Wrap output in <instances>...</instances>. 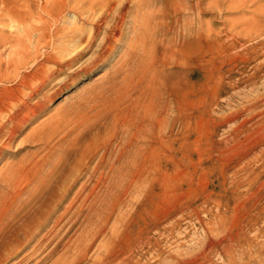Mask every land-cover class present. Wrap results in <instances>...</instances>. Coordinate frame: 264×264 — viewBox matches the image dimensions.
Returning <instances> with one entry per match:
<instances>
[{"label": "rangeland", "instance_id": "rangeland-1", "mask_svg": "<svg viewBox=\"0 0 264 264\" xmlns=\"http://www.w3.org/2000/svg\"><path fill=\"white\" fill-rule=\"evenodd\" d=\"M173 1L169 0L168 3V0H158L154 11L152 10L153 15L151 14L149 19L150 25L153 24L152 28L163 26L162 31L157 33V40L166 38L161 35L164 30H167L169 34V36L166 35L167 39H174L180 31H183L184 24L195 32L198 28V18L201 20L203 31L200 40L195 38V33L189 40H180L179 47L182 49L185 64L179 65V68L170 66L166 70L167 74L171 75L166 85L172 96L180 98L182 91L186 92L188 125L185 142L184 144L176 143L169 149L159 145L138 143V192L140 193L138 196L134 194L128 198L132 201L138 198V214L135 219L138 222L139 238L137 243L123 237L124 254L122 253L121 257L125 258L127 264H264V0H202L200 14L195 5L198 0H180L178 2L183 1L181 4L185 5V9L182 8L181 20L179 19L178 24L175 21L176 16L173 19L170 14L172 12L168 14ZM145 12L143 14H146ZM160 19L162 22L159 23ZM159 49H162L161 45L157 47L159 55L156 54L160 59L163 49L161 51ZM120 52L114 53L112 61L107 65L100 67L101 63L98 62L92 67V72H84L74 77V80L68 83L66 90L51 97L46 111L25 127L22 135L13 141L9 149L5 148L0 152V169L6 172L7 165L10 167L21 159L24 160L27 154L29 156L26 158H30L38 149L37 146L33 147L34 143L23 142L22 144L21 142L18 145L24 135L35 126L47 121L49 122L47 128H50L51 124L56 122L55 125L52 124L54 126H51L50 130L56 131L58 128L64 130H61L62 132L57 130V138L63 132L75 129L66 138L67 142L62 145L65 147H60L61 149L52 153V158L50 157L44 171L42 170L29 184H26L25 180L20 181L22 184H18L21 188L19 191L26 189L4 215L3 222L7 230L19 225H22L21 229H25V226L33 223L38 217L41 220L44 219L48 213L50 216L47 228H50L54 219L52 213L57 206L61 209L55 215L62 212L63 207L67 205L77 189L85 186L82 194L85 198L90 187L94 185L98 173L89 180L87 179L90 176L88 170L90 171L98 162L104 143L109 141L116 143L115 138L119 133L118 125L114 120L110 123L111 126H106L107 116L116 110H124L125 106L137 97V93L136 95L132 93L125 98L128 101H119L118 109L109 108L112 111L107 109V112L102 113L95 110L89 111L84 100L93 93H102L105 86L109 85L107 70L115 65L114 62L116 63L119 59ZM89 56L90 53L84 59ZM145 61L148 65L146 58ZM141 82L138 81V90L144 88V83ZM131 96L135 97L130 99ZM138 101H143L142 96L138 97ZM141 110L139 107L138 122L143 115ZM77 113L81 114L82 120L77 121L80 118ZM172 130L173 136H180L179 124L176 123ZM81 131L85 132L78 135L77 133L80 134ZM97 131L98 138L92 136L97 134L95 133ZM86 132L91 136L87 137ZM76 136H78L76 145L71 149L69 140L72 141ZM89 147L95 148L90 151ZM38 154L41 155L40 152ZM163 154L169 155V159L154 160ZM85 157H89V164L85 165L88 160ZM45 173L51 174L50 177ZM128 198H124V201L128 202L129 206L124 202L122 207L116 206L113 212L104 214V217H109L104 223L107 231L113 225L115 228L118 226L116 229L120 230L119 225L115 224L117 216L121 214L120 217L125 219L126 213L134 210V202L128 201ZM10 200L8 197L6 202ZM84 208L85 211L76 215L74 225L69 221V216L61 223L63 233L67 231L63 242L69 236H77L80 233L83 228V217L88 212V207L84 206ZM166 211H169L171 216L170 220L164 221L163 216ZM36 215L37 218L34 220ZM150 221L156 223V226L147 228ZM102 240L103 236H99L93 242L88 259L78 264H91L94 257L93 251L103 242ZM205 256L206 259H204ZM12 262L14 259L8 258L1 260L0 264ZM40 264H48V261Z\"/></svg>", "mask_w": 264, "mask_h": 264}, {"label": "bare ground", "instance_id": "bare-ground-1", "mask_svg": "<svg viewBox=\"0 0 264 264\" xmlns=\"http://www.w3.org/2000/svg\"><path fill=\"white\" fill-rule=\"evenodd\" d=\"M157 1L0 0V152L5 148L9 149L13 141L22 135L25 127L46 111L52 96L59 95L66 90L68 83L72 82L78 74L92 72V67L96 66L98 62L101 63L99 64L101 65L100 67L107 65L112 61L114 53L121 51L119 59L116 60V63L114 62L115 65L110 66L107 70L108 72L106 71L109 85L105 86L104 90L102 89V93L97 92L94 94V89L92 90L93 92L90 91L93 95L86 97V99L84 98V104L87 105V108L89 107V111L107 112L109 108H117L119 101L124 102L129 95L132 93L136 95L137 93L135 99L132 98L135 96H131L130 99L133 100L127 105L124 104L126 105L124 110H116L113 114L107 116L106 126H111L110 123L114 120L118 125L119 133L115 138L116 143L113 144V141L106 143V139L104 140L105 143L102 142L104 143V145L102 144L104 149L98 157V162L95 161L97 164L95 163L90 171L88 170L89 166H87L88 169H86L90 174L87 179L90 180L98 173L97 180L90 187L87 196L85 198L82 197L84 186L79 190L77 189L67 205L63 207L62 212L55 215L61 209L60 206H57L54 210L52 209L54 219H52L50 228H47L49 225V213L42 220L39 217L36 219V215L34 218L36 220L25 226V229H21L22 225H19V227L17 226L14 229L11 228L12 226L9 227L11 230L6 229V224L3 222L4 215L26 189L24 188L22 192H20L21 190L19 191L21 189L18 187L20 181L25 180L26 184L31 183L48 164L52 153L57 149L59 150L67 142L66 138L75 129L73 131L72 129H65L67 131L57 138V130L59 128L56 131L50 130L51 126L53 127L56 122H54L55 124L52 123L54 125L51 124L50 128H47L49 127L47 126L49 122L45 120L46 122L35 126V128L24 135V138L22 137V140L20 139L21 141L19 144L17 143L18 145L21 142L22 144H24L23 142L34 143L33 147L37 146L38 149L35 150V153L30 151L33 154H31L30 158H26L29 156L27 154L28 156L24 160L21 159L20 162L17 161L18 163H14L10 167L7 165L8 170L6 172L0 169V261L9 258L14 259L11 264H40L46 260L48 264H78L82 260L88 259V253L93 247V242L99 236H103V242L95 250L93 249L94 257L91 260V264H127L125 258L121 257L123 253V237L130 238L137 243L139 238L138 222L135 219L138 214V198L136 197L140 193L138 192V143L143 142L152 146L159 145L167 149L176 143L184 144L188 125L185 106L186 92L183 90L180 98L172 96L166 85V81L170 79L171 75H168L166 70L170 66L178 67L185 64L184 57H182L184 56L182 55V49L179 47L181 44L180 40H189L193 33H195V38L200 40L203 33L201 20L198 18V28L195 32L184 24L183 31H180L176 36L174 35V39H167L169 34H167V30H164L161 35L166 38L157 40V33L162 31L161 28L163 26L161 28H157V26L152 28L153 24L151 23L152 25H150L149 21ZM178 1L180 0L172 2L173 6L169 7L171 10L168 12V14L172 12L170 14H172L173 19L176 16L175 21L177 24L181 20V11L185 9V5L181 4L183 1L180 3ZM201 1L198 0L196 1L197 4H195L199 14L202 10ZM145 11L149 12L146 13ZM144 12L146 14H143ZM177 16L179 17L177 18ZM159 45L163 49L160 59L156 56ZM88 53H90V56L84 59ZM145 58L148 60V65ZM138 81L144 83L143 89L140 86L141 89L138 90ZM138 94L142 96V102L138 101V97H140ZM139 107H141L143 115L138 122ZM110 109L109 111H112ZM80 115L77 113V116L80 117ZM77 116H74V118ZM68 118L66 119L67 121L69 120ZM81 118H78L77 121ZM176 123L180 126L179 137H175L172 134L173 126ZM106 126L104 125V129L107 128ZM83 127L85 129V126ZM66 128L69 129V127ZM62 129H59V131ZM118 130L115 131L118 132ZM84 132L75 133L81 135ZM86 133L88 135V132ZM95 133L97 134L92 136L97 137L98 131ZM90 136L88 135L87 137ZM77 137H73L74 139L71 137L72 141L69 140L71 149L76 145ZM94 148L90 149L89 147L90 151L94 150ZM38 152L41 155L38 154V156ZM91 155L93 156V154ZM169 157V155L163 154L154 158V160L165 161ZM87 159L85 165L89 164V157ZM46 174L48 175V173ZM50 175L48 176L50 177ZM134 194L137 196L135 201H132L128 197H132ZM8 197L11 200L6 202ZM124 198L134 202V210L132 209L131 213H126L127 215L123 214L125 219L120 217L121 214H119L120 218L117 216L118 214H115L117 218L116 223H114L118 224L121 229H116L118 226L115 228V225H113L107 231L104 223L108 221L109 217H104V214L109 211L113 212L116 206L125 204ZM84 206L88 207V212L83 217V228L77 236L71 235L63 242L67 236V231L63 233L61 223L69 216V221L74 225L76 223V215L82 213L85 209ZM130 206L132 207L131 204ZM170 216L171 213L166 211L163 216L164 221L170 220ZM11 220L13 221L14 219ZM14 222L16 221L14 220ZM148 223L147 226L145 225L147 228L156 226V223L152 221ZM204 259H206V256Z\"/></svg>", "mask_w": 264, "mask_h": 264}]
</instances>
